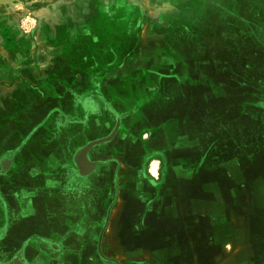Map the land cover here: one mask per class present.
I'll return each instance as SVG.
<instances>
[{
	"label": "rangeland",
	"instance_id": "rangeland-1",
	"mask_svg": "<svg viewBox=\"0 0 264 264\" xmlns=\"http://www.w3.org/2000/svg\"><path fill=\"white\" fill-rule=\"evenodd\" d=\"M102 32L109 38L103 41L104 55ZM117 33L124 39L119 41ZM46 36L61 38V50L44 47L42 56L22 46L52 44L53 40H43ZM35 66L38 71H31ZM197 82L182 89L183 84ZM224 84L227 93L239 95L237 104L222 101ZM183 91L186 94L181 96ZM136 92L140 93L137 105ZM250 107L264 111V0H12L0 4V234L7 210L11 214L19 209L23 198L31 196L22 208L30 213L31 206L34 216L40 214L44 231L55 225L45 224V212L63 204L72 209L80 206L68 185L60 182L62 188L55 192L48 181L102 170L98 166L108 162L96 168L87 162V168L80 170L79 158L89 144L112 135L99 146L116 138L124 144L137 136V144L125 147L137 150L141 160L137 166H143L147 177L149 160L162 157V153L143 152L152 144L149 138L155 130L167 128L176 134L183 123L194 122V130L213 133L210 120L225 115L226 124L233 119L238 132L260 145L264 125L251 121L248 115L254 109ZM151 108L163 119L150 123ZM229 147H224L223 156ZM233 147L240 156L241 147ZM26 156L31 161H25ZM251 170L253 177L264 176V166ZM153 186L148 182L145 192L155 193ZM254 203L260 209L247 219V232L237 233V262L224 258L221 264H264V201ZM146 205L136 195L126 206L134 215L126 227L128 245L111 248L110 256L118 259L137 253L136 260L122 264L175 262L179 254L167 249L169 233L148 225L150 216L143 226L140 217ZM190 209L185 219L194 224L196 216ZM23 215L14 230L33 231L38 217L25 223L34 216ZM157 215L150 221L158 223ZM166 218H160L162 226L173 220ZM157 234L164 240L158 242ZM214 236L206 234L201 240L206 249L216 245ZM190 257L185 262H192ZM6 262L7 255L0 249V264ZM200 264L211 263L206 259Z\"/></svg>",
	"mask_w": 264,
	"mask_h": 264
},
{
	"label": "crops",
	"instance_id": "crops-1",
	"mask_svg": "<svg viewBox=\"0 0 264 264\" xmlns=\"http://www.w3.org/2000/svg\"><path fill=\"white\" fill-rule=\"evenodd\" d=\"M101 35L102 42L109 40L108 33L102 32ZM117 37L119 41L124 39L118 33ZM50 38L46 36L43 40L46 42L53 40L52 44L26 42L22 43V46H26L27 51L30 48V51L38 52L42 56L47 51L44 47L54 46V49L48 48L54 52L61 50L58 41L62 39ZM105 47L107 48V45L105 46L103 42L102 55L105 54ZM95 50L100 52L98 49ZM34 68L31 71H38V67ZM195 84L198 82L183 84L182 89L188 90ZM222 87L225 90L222 101L237 104L239 95L227 93L225 84ZM179 94L184 96L186 92ZM214 94L218 98V94ZM138 96L140 93L136 92L134 97L136 105ZM219 96L222 98L221 94ZM151 110L150 123L163 119L154 114L152 108ZM260 110L262 109H254L248 116L252 117L251 121L260 120L264 125V111ZM226 121L225 115H221L219 119H211L213 133L205 128L194 130L192 128L194 122L183 123L176 134L170 133L167 128L155 130L149 138L152 144L145 147L143 152L162 153V157L156 156L149 160L146 168L147 177L143 176V166H137L141 163V160L137 159V150L125 147L127 143L137 144V136L135 141L124 144L116 138L113 143L92 148L87 155V162L94 168L96 164L108 162L106 165L98 166L102 170H95L87 175H79V172L70 178L58 176L54 182L48 181L55 192L62 188L60 182L68 185L69 192L75 200H69L73 199L71 197L68 202L74 201L76 205L79 202L80 206L72 209L71 205L63 204L59 209L45 212L43 214L45 224L50 226L52 225L50 223L54 222L55 225L54 228L49 227L44 231L43 225L40 224L42 219L40 214H35L38 221H33L37 217L34 216L31 206L30 213L24 212L22 208L25 202L32 201L31 196L23 198L19 209L13 210L11 214L8 210L6 212L7 223L0 234V249L3 250V255H7L10 262L18 254L23 253L25 264H122L136 260V252L115 259L110 256V249H122L128 245L126 227L128 222L132 223L134 215H131L130 208L126 210V206L129 207V203L138 195L140 200L147 204L140 217L144 219L143 226L146 218L150 216L147 219L148 225L157 226L159 232L167 231L169 233L167 249L169 248L173 254H179L177 260L170 264H200L205 263L206 259L211 264H221L224 258L229 260L234 258L237 262V233L247 232V219L253 217L257 209H260L254 202L264 201V176L254 178L255 173L253 174L254 171L251 170L264 166V141H261L260 145L256 142L255 145L252 139L244 136L247 133L238 132L237 126L235 129L233 119L228 121L229 125ZM249 127H253L251 123ZM224 133L228 135L225 136ZM239 143L243 145L239 146ZM226 145L230 146V151L223 156L222 151ZM233 145L241 147L240 156L233 151ZM142 157L140 155V159ZM23 159L31 161L27 156ZM245 159L247 161L242 164ZM252 162L253 165L247 164ZM250 175L252 177H249ZM148 182L154 185L155 193L145 192L147 190L145 185ZM189 208L196 216L194 224L187 223L185 219ZM23 214L35 217L25 222H35L33 231L24 233L25 230H20L19 227L14 230ZM155 214L159 215L158 223L150 221L151 216ZM168 216L173 220L162 226L160 218L165 219ZM153 229L158 231L156 228ZM211 233L215 235L213 242L216 245L206 249L205 243L201 240L205 241L206 234ZM155 239L159 242L164 240V237L157 234ZM217 248H220L219 251H215ZM189 255L192 262L187 263L185 259ZM140 259L147 258L142 256Z\"/></svg>",
	"mask_w": 264,
	"mask_h": 264
},
{
	"label": "water",
	"instance_id": "water-1",
	"mask_svg": "<svg viewBox=\"0 0 264 264\" xmlns=\"http://www.w3.org/2000/svg\"><path fill=\"white\" fill-rule=\"evenodd\" d=\"M9 1H12V0L0 1V4L7 3ZM112 137H113V135L110 136L107 139H103V140H99V141L93 142V143L89 144L86 148H84V150L82 151L81 157L79 158V167H80V170H81V168H87V166H88V163H87V155H88L89 151L92 148H94V147H97V146H99V145H101L103 143L109 142L112 139Z\"/></svg>",
	"mask_w": 264,
	"mask_h": 264
},
{
	"label": "flooded vegetation",
	"instance_id": "flooded-vegetation-1",
	"mask_svg": "<svg viewBox=\"0 0 264 264\" xmlns=\"http://www.w3.org/2000/svg\"><path fill=\"white\" fill-rule=\"evenodd\" d=\"M23 258V253L18 254L12 261L6 263V264H25Z\"/></svg>",
	"mask_w": 264,
	"mask_h": 264
},
{
	"label": "bare ground",
	"instance_id": "bare-ground-1",
	"mask_svg": "<svg viewBox=\"0 0 264 264\" xmlns=\"http://www.w3.org/2000/svg\"><path fill=\"white\" fill-rule=\"evenodd\" d=\"M1 141V140H0Z\"/></svg>",
	"mask_w": 264,
	"mask_h": 264
}]
</instances>
